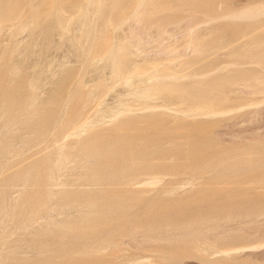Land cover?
Listing matches in <instances>:
<instances>
[{
	"label": "rangeland",
	"instance_id": "374dc122",
	"mask_svg": "<svg viewBox=\"0 0 264 264\" xmlns=\"http://www.w3.org/2000/svg\"><path fill=\"white\" fill-rule=\"evenodd\" d=\"M125 1L0 0V264H264V0ZM189 40L143 98L105 57Z\"/></svg>",
	"mask_w": 264,
	"mask_h": 264
},
{
	"label": "bare ground",
	"instance_id": "6f19581e",
	"mask_svg": "<svg viewBox=\"0 0 264 264\" xmlns=\"http://www.w3.org/2000/svg\"><path fill=\"white\" fill-rule=\"evenodd\" d=\"M89 1H91V0H88V4L90 3ZM100 1V0H99ZM178 1V0H177ZM201 1V0H200ZM220 2V1H219ZM91 3H93V2H91ZM177 3V2H176ZM87 4V5H88ZM143 4V0H127V1H125L124 3H122V6H121V8H129L130 9V13H131V16H133V15H138V16H140L139 15V10H140V7H141V5ZM97 5V4H96ZM95 5V6H96ZM219 5V4H218ZM93 6V5H92ZM210 6V8L209 9H212V11H213V8L211 7V4L209 5ZM83 7V6H82ZM85 7V6H84ZM97 7V6H96ZM163 7V6H162ZM208 7V5H206V8ZM79 8H80V5H79ZM91 8V7H90ZM98 8H99V5H98ZM164 8L165 9H167V7H165V5H164ZM248 8V7H247ZM246 8V9H247ZM250 8V7H249ZM248 8V9H249ZM253 8V7H252ZM261 8V7H260ZM164 9V10H165ZM217 9V8H216ZM246 9H243V10H246ZM80 10V9H79ZM195 10V9H194ZM204 10V9H203ZM255 10V9H254ZM62 11V10H61ZM196 11V10H195ZM248 11V10H247ZM249 11H250V9H249ZM260 11V10H259ZM262 11V10H261ZM260 11V12H261ZM129 12V11H128ZM145 12V11H144ZM241 12H243V11H241ZM257 12V11H256ZM255 12V13H256ZM264 12V11H263ZM58 13V12H57ZM95 13V12H94ZM129 13V14H130ZM200 13V12H199ZM229 13V12H228ZM262 13V12H261ZM65 14V12H63V15ZM129 14H127V15H125L123 18H121V21L119 22V26H122V25H124V24H126L127 23V21H129ZM194 14V13H193ZM195 14H197V13H195ZM230 14V13H229ZM235 14H237L236 12H235ZM235 14H233V15H235ZM264 14V13H263ZM262 14V15H263ZM62 15V14H61ZM202 15V14H201ZM231 15V16H230ZM228 17H229V19H232V18H230V17H232L233 15L232 14H230ZM254 15V12H245V13H242L241 15H235V18L237 17V16H240V17H242V19L243 18H248V19H250V18H254L257 14H255V16H253ZM259 15H261V14H259ZM258 15V16H259ZM87 16V15H86ZM137 16V17H138ZM165 16V15H164ZM203 16H205V15H203ZM258 16H257V18H258ZM136 17V18H137ZM222 17H224V15H222ZM227 17V18H228ZM240 17H238V18H240ZM139 18V17H138ZM208 18V17H207ZM224 18H226V17H224ZM233 18H234V16H233ZM167 19V18H166ZM219 19V18H218ZM36 20V19H35ZM130 20H133V19H130ZM137 20V19H136ZM141 20V19H140ZM216 20V19H215ZM92 21V20H91ZM109 21V20H108ZM139 21V20H138ZM211 22V21H210ZM32 23V22H31ZM110 23V22H109ZM140 24H141V21L139 22ZM179 23V22H178ZM62 24V23H61ZM140 24H138V25H140ZM154 24V23H153ZM152 24V25H153ZM165 24V23H164ZM188 24H190V23H188ZM187 24V25H188ZM60 25V24H59ZM67 25V24H66ZM176 25V24H175ZM106 26V25H105ZM112 26V25H111ZM166 26V25H165ZM168 28H169V26H167ZM171 27V26H170ZM174 27V26H173ZM188 27V26H187ZM196 27V26H195ZM110 28V27H109ZM141 28V27H140ZM168 28L166 29V27H164V25L163 24H158L157 25V30H156V32L158 31V34L159 35H163L165 32L166 33H168ZM192 28V27H191ZM114 29V28H113ZM173 30V29H172ZM171 30V31H172ZM139 31V33L141 34H143V36H144V33H143V30H141L140 31V29L138 30ZM170 31V32H171ZM180 31V30H179ZM190 31V30H189ZM192 31V30H191ZM148 32V31H147ZM152 32V31H151ZM194 32V31H193ZM138 33V35L139 36H141L140 34ZM189 33V32H188ZM195 33V32H194ZM63 34V33H62ZM136 34V33H135ZM148 34V33H147ZM157 34V35H158ZM192 35H193V33H191ZM190 34V35H191ZM200 34H201V32H200ZM199 34V35H200ZM156 35V36H157ZM158 35V36H159ZM198 35V36H199ZM83 36V35H82ZM138 36V37H139ZM143 36H141V37H143ZM150 36V35H149ZM152 36V35H151ZM155 36V35H154ZM153 36V37H154ZM145 37V36H144ZM143 37V38H144ZM159 37H162V36H159ZM105 38V37H104ZM114 38H115V36H114ZM126 38V37H125ZM155 38V37H154ZM184 38V37H183ZM187 38H190L189 36H187L185 39H187ZM202 38H203V36H202ZM128 39V38H127ZM133 39H135V38H133ZM132 39V40H133ZM141 39V38H140ZM221 39V38H220ZM117 40V39H116ZM125 40V39H124ZM143 40V39H142ZM147 40V39H146ZM165 40H166V38H165ZM222 40V39H221ZM138 41V40H137ZM152 41V40H151ZM190 42H191V40H189ZM217 41V40H216ZM220 41V40H219ZM130 42H131V40H130ZM133 42V41H132ZM141 42H143V41H141ZM156 42V41H155ZM111 43H113V42H111ZM118 43V42H117ZM140 43V42H139ZM144 43H145V41H144ZM212 43V42H211ZM257 43V42H256ZM261 43V42H260ZM143 44V43H142ZM188 44H189V42H188ZM191 45H192V42L190 43ZM214 44V43H213ZM255 44V43H254ZM263 44V43H262ZM130 45V44H129ZM140 45H141V43H140ZM261 45V44H260ZM117 45H111L110 47H109V49L107 50V52L105 53V57H108V58H110L111 59V62H112V66L114 67V71L112 72V74L111 75H113L117 80H123L122 82H124V83H130L131 81H132V78H133V76L135 75V76H139L140 78H142V77H144L145 75H148V80L146 81V82H142L141 83V86H137V84H136V86L135 85H133V86H135V88H133V90L135 89L136 91H138V93L136 92V94H138L139 95V93L140 94H142L141 96V98H143V96H146L147 95V93L149 92V90H151V89H153L154 87H155V84H154V82L156 83V81L158 82L159 80H160V82L163 80H161L160 78H161V76H162V78L164 77V79L165 78H169V77H173L174 79L176 78V77H180L179 79L180 80H178L177 81V79L178 78H176V80L175 81H172V82H179V81H181V79L182 78H184V77H182L181 78V76H185L186 74H188V71H189V69L190 68H192V66H193V64L195 63V61L198 59V57L202 54V53H204V51H205V49H206V47L200 42V41H195V42H193V45H192V51L195 53V57L193 58V60H189V61H186V62H182L184 59H185V57H184V59L182 60L180 57V59H176V58H178L177 57V55L176 56H174V55H172V51H171V48H170V45H169V47H167V48H170L169 49V51H171V52H168V49L167 48H164V49H166V50H162V56L160 55V56H158L157 54V57H150L149 55L151 54H149V53H147V52H145V49L144 50H141V47H138L139 45H136L135 43H134V45L132 46V51L131 52H129V51H125V52H129V55H130V58H126V57H124V56H122V54H123V51H121V49L120 48H117L116 47ZM214 46H216V45H214ZM172 47H173V45H172ZM183 47V46H182ZM243 47H245V45L243 46ZM242 47V48H243ZM139 48H140V50H139ZM215 48V47H214ZM212 49H213V47H212ZM212 49H211V51H212ZM127 50V49H126ZM129 50V49H128ZM218 50V49H217ZM175 51V48H173V52ZM176 51H177V49H176ZM176 51L174 52L175 54H176ZM180 51V50H179ZM181 52V51H180ZM244 52H246V51H244ZM159 53V52H158ZM173 53V54H174ZM190 53H192L191 52V50H190ZM243 53V52H242ZM249 53H251V52H249ZM248 53V54H249ZM189 54V53H188ZM236 55V54H238L239 55V53H233V55ZM155 54H154V56H156ZM231 55V54H230ZM251 55V54H250ZM153 56V55H152ZM174 56V58H172ZM258 56V55H257ZM234 57H236V56H234ZM247 57V56H246ZM252 57H254V56H252ZM256 57V56H255ZM254 57V58H255ZM259 57H264V55H260L259 54ZM99 58V57H98ZM183 58V57H182ZM256 58H258V57H256ZM101 59V57L99 58V60ZM156 59H160L158 62H156ZM162 59V60H161ZM166 60V61H164V60ZM98 60V59H97ZM102 60V59H101ZM174 60V61H173ZM177 60V62H179V64L177 63L175 66V68H177V74L178 73H180V74H176V75H172V74H168V72L166 71V74L167 75H164V72L165 71H162L160 68H158V66L159 65H161L162 63H170L171 64V62H172V64H173V62L175 63V61ZM182 60V61H181ZM254 60V59H253ZM160 61H162V62H160ZM257 63V62H256ZM111 65V64H110ZM178 65H179V67H178ZM166 66H167V64H166ZM170 66H172V65H169V69L171 68ZM111 67V66H110ZM167 68V69H168ZM219 68V67H218ZM113 69V68H112ZM160 69V70H159ZM173 69V68H172ZM163 73H162V72ZM193 71V70H192ZM192 71H190L189 72V74H190V77L189 78H191V77H193L195 74H194V72H192ZM233 71V70H232ZM174 72H175V70H174ZM187 72V73H186ZM192 72V73H191ZM215 72V71H214ZM111 73V72H110ZM170 73V72H169ZM172 73H173V71H172ZM183 73H186L185 75L183 74ZM191 74L193 75V76H191ZM135 76H134V78H133V81H134V79H135ZM187 76V75H186ZM197 76V75H196ZM207 76V75H206ZM114 77H112V78H114ZM139 77H136V78H139ZM187 77V78H188ZM199 77V76H198ZM197 77V78H198ZM201 77V76H200ZM262 77V76H261ZM101 78V77H100ZM110 78H111V76H110ZM111 78V79H112ZM255 78V77H254ZM258 78V77H257ZM147 79V78H146ZM203 79V78H202ZM264 79V78H263ZM98 80V79H97ZM169 80L171 81V79L169 78ZM184 80H185V78H184ZM262 80V79H261ZM260 80V81H261ZM111 81V80H110ZM169 81V82H170ZM196 81H198V80H196ZM202 81V80H201ZM204 81V80H203ZM253 82H254V80H252ZM121 82V83H122ZM232 82V81H231ZM248 82H251V79H250V81H248ZM255 85L258 83L259 84V82H257V80H256V78H255ZM261 82H263V80L261 81ZM106 83V82H105ZM117 83H119V82H117ZM132 84L134 83V82H131ZM196 83V82H195ZM235 82H232V84H234ZM173 84V83H172ZM197 84V83H196ZM199 84V83H198ZM197 84V85H198ZM236 84V83H235ZM253 84V83H252ZM261 84V83H260ZM259 84V85H260ZM32 85H33V83H32ZM200 85V84H199ZM201 85H203V84H201ZM241 85V84H240ZM128 86V85H127ZM132 86V87H133ZM107 87V86H106ZM130 87V86H129ZM132 87H131V89H132ZM35 89H36V84H35ZM106 89V88H105ZM258 89V88H257ZM260 89V88H259ZM32 90H34V86H32ZM101 90V89H100ZM261 90V89H260ZM103 91V90H102ZM202 91V90H201ZM110 92H111V90H110ZM133 93H134V91H132ZM131 92V93H132ZM91 94H92V90H91V92H90ZM108 93V92H107ZM91 94H89V95H91ZM129 94H130V92H129ZM124 95V94H123ZM137 95V96H138ZM104 96H106V95H104ZM122 96V95H121ZM124 96H126V94L124 95ZM148 96V95H147ZM150 96V95H149ZM39 97V96H38ZM89 97V96H88ZM138 98H139V96H138ZM32 99V98H31ZM34 99V98H33ZM32 99V100H33ZM146 99V98H145ZM99 100H102V102H103V100H104V98L102 99V97L99 99ZM98 100V101H99ZM107 100V99H106ZM228 100V99H227ZM34 101V100H33ZM101 101H99L98 103H100ZM102 102L99 104V105H101L102 104ZM98 103L96 104V109H94V111L97 113L98 111H97V109L98 108H100V106L98 105ZM124 103V102H123ZM31 104V103H30ZM102 105H104V104H102ZM119 105V104H118ZM121 105V104H120ZM125 105V104H124ZM99 106V107H98ZM122 106V105H121ZM210 106V105H209ZM106 106H104V108H105ZM245 107V106H244ZM27 108V107H26ZM119 108V107H118ZM101 109V108H100ZM125 109V108H124ZM124 109H122L123 111H124V114H125V112L127 111L126 109V111L124 110ZM127 109H129V107L127 108ZM131 109V108H130ZM129 109V110H130ZM105 110V109H104ZM118 110V109H117ZM123 111H119L117 114H119L120 112V114H122V112ZM102 112H103V109H102ZM109 112V111H108ZM127 112H129V111H127ZM126 112V113H127ZM109 113H111V112H109ZM108 113V114H109ZM130 113V112H129ZM128 113V114H129ZM132 113V112H131ZM98 114V113H97ZM108 114H104L103 113V116L104 115H108ZM112 114V113H111ZM111 114H109L108 116H110ZM102 115V114H101ZM113 115V114H112ZM127 115V114H126ZM96 116V115H95ZM102 116V117H103ZM107 116V117H108ZM87 117V116H86ZM100 117V116H99ZM116 117V116H115ZM15 118H16V116H15ZM109 118V117H108ZM105 119V117L103 118V119H105V120H112L111 118L110 119ZM86 119V118H85ZM87 120V119H86ZM88 120H90V119H88ZM91 120H92V118H91ZM94 120V119H93ZM92 120V121H93ZM96 120V119H95ZM85 121V120H84ZM83 121V122H84ZM97 121V120H96ZM56 122V121H55ZM88 122H90V121H86V122H84L81 126L82 127H84V126H86L87 124H88ZM113 122V121H112ZM101 123V122H100ZM111 123V122H110ZM90 124V123H89ZM92 124V123H91ZM94 125V124H93ZM90 126H92V125H90ZM75 127V126H74ZM77 127V126H76ZM78 129H80L79 127H77ZM76 128V129H77ZM87 128H89V127H87ZM93 128V127H92ZM92 128H89V129H92ZM76 129H75V131L73 130V133L75 132H77V134L79 135L80 133H78V131H76ZM83 129V128H82ZM82 129H80V130H82ZM71 130V129H70ZM70 130H68V131H70ZM84 130V129H83ZM85 131H88V129L86 130L85 129ZM71 132L72 131H70L69 133L67 132V134H65V135H68V134H71ZM72 133V134H73ZM86 133V132H85ZM76 135V134H75ZM80 135H82V134H80ZM70 136H74V135H69V137ZM63 137V136H62ZM65 137V136H64ZM83 157V156H82ZM62 160V159H61ZM251 166V165H250ZM53 176V175H52ZM152 182V181H151ZM145 183H147V184H151V183H149V182H145ZM144 185V184H143ZM83 207V206H82ZM63 209V208H62ZM188 232V231H187ZM186 233V232H185ZM180 235V234H179ZM185 235V234H184ZM181 236V235H180ZM191 241V240H190ZM214 242V241H213ZM212 246V245H211ZM252 247V246H251ZM249 245H246V246H237V247H230V248H227V249H222V250H220V249H218V251H217V253L218 252H221V253H223L224 255L226 254H229V253H233V252H237L238 253V251H244V250H248L249 248L250 249H252ZM254 247H255V245H254ZM216 253V254H217ZM220 253V254H221ZM234 253V254H235ZM219 255V254H218ZM229 256V255H228ZM211 257V256H210ZM233 258H235V257H233ZM140 261V260H139ZM142 261V260H141ZM134 263H136V262H134ZM139 264L141 263V262H138Z\"/></svg>",
	"mask_w": 264,
	"mask_h": 264
}]
</instances>
